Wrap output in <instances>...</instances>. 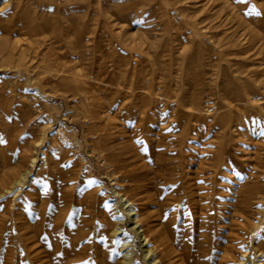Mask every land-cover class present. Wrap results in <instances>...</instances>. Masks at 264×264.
Returning <instances> with one entry per match:
<instances>
[{
  "label": "rangeland",
  "instance_id": "374dc122",
  "mask_svg": "<svg viewBox=\"0 0 264 264\" xmlns=\"http://www.w3.org/2000/svg\"><path fill=\"white\" fill-rule=\"evenodd\" d=\"M239 5L261 17L249 31ZM256 7L264 0H0V179L11 175L1 180L0 264H32L17 227L40 231L44 264H95L99 248L111 264H150L133 221L157 226L161 210L190 264H237L239 249L242 264H259L264 167L249 211L236 201L245 179L230 183L221 169L222 205L207 217L168 199L160 167L219 162L232 143L237 160L255 150L250 129L230 126L253 113L240 120L229 102L248 90L264 100ZM238 227L249 228L223 262Z\"/></svg>",
  "mask_w": 264,
  "mask_h": 264
},
{
  "label": "bare ground",
  "instance_id": "6f19581e",
  "mask_svg": "<svg viewBox=\"0 0 264 264\" xmlns=\"http://www.w3.org/2000/svg\"><path fill=\"white\" fill-rule=\"evenodd\" d=\"M238 9L241 12L240 14L243 15V17L239 16L237 18L238 28H240L239 26H242V27H247L248 31L251 30L249 27L250 23H252V21H254V20L255 21L259 20L261 17L255 16V14H253V13H255L254 11L253 12L249 11V13L246 12L244 10V6L239 5ZM258 10H257V13H260V11L262 10L261 13L263 14L264 9L259 8ZM263 17H264V15H263ZM254 24H256V23L254 22ZM252 28H254V26H252ZM257 39H259V38H257ZM261 39H263V38H261ZM244 62L247 63V61H244ZM240 87H241V85H240ZM251 88H253V87H251ZM252 91H253V93L251 92V90L250 91L248 90L247 92L243 91L242 97L238 96L237 98L233 99L229 103L233 107V110L231 113L233 115L236 113V115H238L237 117H239L240 120L243 119L245 114L250 113V112L253 113L254 117L252 118V120H248L246 122H243V120H241L240 123L234 122L232 125L230 124V126H232L233 130H236V131L241 126V124L246 126L248 129H250V131L252 132V134H250V135L256 137L257 140H259V142L256 143L255 150H252V152H249L248 150H246L249 153H243V154H245L244 158L241 160H237L233 156V152H235L236 148H234V146L232 145L233 143H232L231 145L229 144V145H226V146L221 148L220 151L222 153L223 160H220L219 161L220 163L215 162V161L212 162V160H211L212 163L209 162L206 164H201V162H200L197 165V163H198L197 162V163H195L196 168L195 167L193 168L188 164L182 165L181 163H175V164H171V165L160 166V167H163L162 168L163 170L168 171V173H169L168 174L169 177L163 179V176H162L161 180L164 181L165 184H168L170 186L171 191H170L168 199L172 200V202H175L176 203L175 205H177V206L181 205V208L187 207L189 209V211H191V213H193V214H195L197 212H199V213L205 212L203 214L206 215V217L210 213L214 212L217 207L222 205L220 203V201H221L220 200V194L217 193V185H215V182H216L215 178H216L218 172L221 169H223L225 172L229 171L230 176H226L225 179L230 183L233 182V179H241V178L245 179L242 187H244V191H246L247 189H248V191L243 192L241 194V189H239L240 194H239V192H238V194L240 197H238V195H237L238 199L236 200L237 202L242 201L243 207L241 208V210L242 211H244V210L249 211L252 206H255L254 202H252L253 200H255L257 198V196L255 194L263 193V186L260 182V181H262V177L260 175H261V173H263V167H264L263 166L264 165V141L260 142V140L264 138V135H261V133H264V100L261 102H258V101H260V99L254 98L256 95H255L254 90H252ZM261 112L263 114H260ZM222 119H223V117H222ZM248 145H250V144L247 143L246 146H248ZM228 146H230V149L232 148L233 151L232 150L229 151ZM237 146L239 148L241 147L239 145H237ZM105 149H107V148H105ZM229 155H232V156H229ZM109 156L110 157H108V159L113 158L112 154ZM215 159H216V157H215ZM224 163H226V164H224ZM3 167L4 166H2V168ZM15 171L19 172V170H15ZM2 172H4V171H2ZM21 173H20V177L14 181L15 182L14 184L19 183L21 181L22 176H23V173L22 174ZM8 174L9 173H6L5 175L2 174V175H4V178L0 179V191L1 192H3L4 189L5 190L8 189V187H6L5 184H3V181H1V180H4L5 178H7ZM8 176L11 177V175H8ZM225 198H226L227 202H229V203L232 200V197L230 194L227 195ZM255 204H257V202ZM128 205H129V203H128ZM158 205H160L159 201H158ZM229 205L230 204H227L225 206H229ZM41 206H40V208H41ZM181 208L179 210H181ZM43 209H45V208H43ZM41 210H42V208H41ZM38 211H39V209H38ZM162 213H163V210H161V213L158 211V218H160V219H158L159 221L157 222V226L150 224V225H147V227L142 228V227H140L141 223L136 221L137 218H135V221H133V222H135L134 224H138V227L140 228V230L139 229L138 230L141 233L143 244L147 247L145 255L148 256V260H150V264H190V260L186 256L185 249L180 248V245L176 244V232H175L176 227H167V226L164 227V226H162V224H161ZM137 216H138V214H137ZM153 222H155V221H153ZM163 224L166 225V223H163ZM17 228L20 231L18 233L17 238H18L19 243H20V250H21L22 254L25 255L28 258L29 262H31L32 264H44V262H42V256H43L44 252H43V250L39 249V246H41V233H40V231L39 230L33 231L34 229L32 230V227H17ZM96 228L98 231H100L102 227H96ZM248 228L249 227H238L236 233H234L232 235L230 234V237L234 238V240L232 241L233 243H230L228 246L225 247V251H228L227 252L228 254H227L226 258L223 260V262H225L227 259L232 260L234 258V252L233 251L235 248V242L239 241V240H243V236H244L243 233ZM117 229H118L117 227H113L112 233L116 234ZM178 230H180V229H178ZM52 237H54V236H52ZM125 243H122L121 246L127 247V245ZM105 244L107 245V243H105ZM129 246H130V244L128 245V247ZM126 247L123 248V250H126ZM236 248H237V246H236ZM98 250H100V248ZM107 250H108V248H107ZM97 251L94 250L93 254H92L95 264H111V260H110V257L108 255L110 253V251H108V253H107V251L105 249V251L103 250L104 253L100 252L102 255H100V253ZM256 251L258 252V256H260V259L258 260V261H260L259 264H264V243L258 245L256 247ZM125 253H128V251H125ZM125 253H124V255H125ZM130 255H125L123 260L129 262L131 259ZM56 256H55V258H56ZM245 256H246V252L243 249H239V253L237 254L236 263L242 264L243 262L241 261L242 259H240V258H244ZM79 258H81V255L76 254L77 261H79ZM20 262L22 264L23 259ZM76 263H74V264H76ZM53 264H55V263H53Z\"/></svg>",
  "mask_w": 264,
  "mask_h": 264
},
{
  "label": "snow or ice",
  "instance_id": "6c2138e0",
  "mask_svg": "<svg viewBox=\"0 0 264 264\" xmlns=\"http://www.w3.org/2000/svg\"><path fill=\"white\" fill-rule=\"evenodd\" d=\"M261 135H264V133H261ZM0 142H2V141H0ZM94 183H96V181H93V180H89V181H88V184H89V185L94 184Z\"/></svg>",
  "mask_w": 264,
  "mask_h": 264
}]
</instances>
